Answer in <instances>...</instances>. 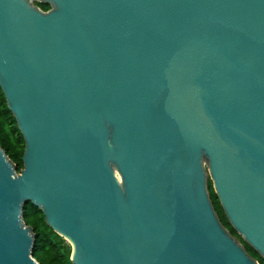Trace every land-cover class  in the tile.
Wrapping results in <instances>:
<instances>
[{
  "label": "water",
  "instance_id": "water-1",
  "mask_svg": "<svg viewBox=\"0 0 264 264\" xmlns=\"http://www.w3.org/2000/svg\"><path fill=\"white\" fill-rule=\"evenodd\" d=\"M0 0V264H39L28 202L73 264L264 258V0Z\"/></svg>",
  "mask_w": 264,
  "mask_h": 264
},
{
  "label": "trees",
  "instance_id": "trees-1",
  "mask_svg": "<svg viewBox=\"0 0 264 264\" xmlns=\"http://www.w3.org/2000/svg\"><path fill=\"white\" fill-rule=\"evenodd\" d=\"M43 10H48L46 3L39 5ZM0 147L6 152L10 160L16 165L17 172L23 167L22 156L24 153V139L17 127L16 120L7 107L5 96L0 88ZM212 206L221 224L234 236L237 232L228 222L220 205L217 195L211 185H207ZM25 225L31 227L35 234L36 250L33 257L39 264H73L71 249L63 237L59 236L45 221L41 209L28 202L23 211ZM247 253L256 259L259 264H264L262 258L251 246L244 243Z\"/></svg>",
  "mask_w": 264,
  "mask_h": 264
},
{
  "label": "rangeland",
  "instance_id": "rangeland-1",
  "mask_svg": "<svg viewBox=\"0 0 264 264\" xmlns=\"http://www.w3.org/2000/svg\"><path fill=\"white\" fill-rule=\"evenodd\" d=\"M31 3L33 4V5H35V6H37V7H39L41 10H43V8H41L39 5H40V3H43L41 0H31ZM49 6V5H48ZM49 9V8H48ZM45 11V10H44ZM205 170H206V173H207V185L209 184V185H211L212 186V180H211V178H210V176H209V173H208V169H207V166L205 165ZM243 247H244V243H246L245 242V240L243 239V237L240 235V234H236V235H234L233 236ZM65 240V242H66V244H68L69 246H70V249H71V244H70V242L68 241V240H66V239H64Z\"/></svg>",
  "mask_w": 264,
  "mask_h": 264
}]
</instances>
